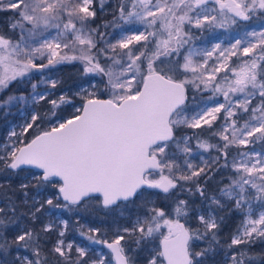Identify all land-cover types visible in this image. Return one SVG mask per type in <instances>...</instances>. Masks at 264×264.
I'll return each mask as SVG.
<instances>
[{
  "label": "snow or ice",
  "instance_id": "snow-or-ice-1",
  "mask_svg": "<svg viewBox=\"0 0 264 264\" xmlns=\"http://www.w3.org/2000/svg\"><path fill=\"white\" fill-rule=\"evenodd\" d=\"M0 12V112L24 118L0 142V264H49L48 251L57 264H264V28L194 44L264 21V0H0ZM65 65L78 66L72 85ZM14 83L31 91L3 95ZM101 210L130 212L110 240L80 224ZM225 210L241 215L227 236ZM65 213L108 253L66 242Z\"/></svg>",
  "mask_w": 264,
  "mask_h": 264
},
{
  "label": "trees",
  "instance_id": "trees-1",
  "mask_svg": "<svg viewBox=\"0 0 264 264\" xmlns=\"http://www.w3.org/2000/svg\"><path fill=\"white\" fill-rule=\"evenodd\" d=\"M1 14L3 16H5V15L9 16V18L11 17V12H6V13L3 12ZM110 18H111L110 15H102L100 19L101 20H106V19H110ZM8 20L9 19H7V20L3 19L4 23L0 27L4 26L8 22ZM99 22L100 21L98 20L97 23H99ZM251 25H254L257 28L258 27L261 28L262 26H264V21H260L259 18H254L252 21L242 22L240 25L233 26L231 29H228V31L241 32L243 34L244 33L243 30L245 31ZM107 31L111 32L112 30L108 29ZM207 32L208 31H206L204 33L197 32L196 35L200 34V36L204 38L205 36H207ZM106 38L111 39L110 36L106 37ZM232 61H233V64L239 63V60H238L237 57H233ZM77 67L78 66H73V65L60 66V69H59V72L57 73V75L62 80L65 81L66 85H72L75 82H77L78 79H79V72L77 70ZM220 75H223V73H221ZM37 79H39V78L37 77ZM45 87L46 86L43 85V84L39 85V88L43 89ZM20 91L29 92V91H31V88H30V86L25 87L23 85H19V84H15L14 83L13 85L10 86V88L8 90H6V92L3 95H7V94H10V93H13V92H20ZM191 93H192L191 86H189V96H190V98H191ZM57 94H58V92H57ZM208 94L209 93H207V92L204 93L205 96L208 95ZM50 98H55V96L50 97ZM197 98L199 99V94H197ZM78 102L79 101L77 100L76 104ZM40 107H41V111H46L47 108L50 107V106L42 103V105ZM73 112H74V108L65 106V110L63 112V115L65 117H69ZM18 118H19V112L17 111V109L15 107L11 109L9 115L6 118L4 117L3 112H0V142H3L6 139V137L8 135V132H9L10 124L15 122ZM220 122L221 121H217V124H219ZM185 132H188L189 134H191L192 130L181 129L178 134H183ZM196 132L198 134L203 135V136H208L209 135V130L207 128H205L202 131L201 130H196ZM213 142H215V139L213 140ZM3 182H4V177L0 176V183H3ZM125 213L128 216H124V215L121 216L119 213H114L112 215L111 214H105V212L103 210H101V211L93 212L91 215L86 216V217L89 220L91 225L97 226L98 228L101 229L102 232L107 233V235L104 236L105 238L112 239V233H113V229H114L116 223L124 225V224H126L128 222V217L130 215V212L129 211H125ZM64 215L66 217H68V219L71 222L70 223V229L71 228L74 229L72 221H74L75 216H73L72 214H69V213H65ZM240 220H241V216H238L236 213H233L231 215H229L227 213L226 222H227L228 227H229V231H228L227 235L231 234V232L240 223ZM73 233H74L73 231L68 233L67 236H66V240H69L73 236ZM55 239H56V233L53 232L51 234L50 239L47 241L46 251L51 249L52 244L54 243ZM133 247H134V245H133ZM253 251L257 252V253L264 252V244L257 242V244L253 247ZM48 255H49V264H57L56 257L50 251H48ZM73 255H75V251L74 250H73Z\"/></svg>",
  "mask_w": 264,
  "mask_h": 264
},
{
  "label": "rangeland",
  "instance_id": "rangeland-1",
  "mask_svg": "<svg viewBox=\"0 0 264 264\" xmlns=\"http://www.w3.org/2000/svg\"><path fill=\"white\" fill-rule=\"evenodd\" d=\"M115 2H116V0H108V5H111L114 7ZM109 11H110V9H109ZM1 13H3V12H0V26L3 25V23H4L3 19H6V20L9 19V16H7V15L3 16ZM4 13H6V12H4ZM262 28H264V26H262L261 28H259V27L257 28L254 25H251L245 31H253V30L260 31ZM245 31L243 30V32H245ZM196 34H197V32L195 33V35ZM241 35H243L241 32H232V31H228V30H224V29H215L214 31H208L207 36H205L204 38L201 37L200 34L196 35L198 37V39H196L194 41V44L197 47H210L211 44L220 42V43H222V46L227 47L231 42H234L232 39L233 37H239ZM39 89L42 90V88H39ZM220 100L222 101L223 97H220ZM77 106H79V102L77 103ZM23 119L24 118L19 113V118L15 122L10 124L9 131L11 130L12 127H15V126L23 123ZM17 131H19V128H17ZM114 213H119V212H113V213H111V215ZM124 216H128V215L126 213H124ZM61 219L69 220L68 217H66L64 214L61 216ZM76 219L77 218L75 217L74 221H72L74 229H72V228L70 229V223L71 222L69 220V231L66 233V236L68 233H70L72 231L74 233H73V236L69 240H66V236H65L66 242H74L76 244H87V245H89L90 256H92L94 258L97 256V254H99L101 252L104 254H107L108 249L104 245L91 244L89 241H87V239L85 237L80 236V234H79L80 228H79V225L76 224ZM80 224H83L86 226L85 231L87 230V227H97V226L91 225L89 220L87 219V217H84L83 219H81ZM101 238L108 239L105 237H101ZM91 249H94L95 251H91Z\"/></svg>",
  "mask_w": 264,
  "mask_h": 264
},
{
  "label": "flooded vegetation",
  "instance_id": "flooded-vegetation-1",
  "mask_svg": "<svg viewBox=\"0 0 264 264\" xmlns=\"http://www.w3.org/2000/svg\"><path fill=\"white\" fill-rule=\"evenodd\" d=\"M228 175H229V173H227V172H225L224 174H223V176H224V183H227V177H228ZM221 179V176L220 175H217L216 177H215V180L212 182V188L213 189H215L216 187H218L219 185H217V181H219ZM227 210H225V212H222L221 213V215H227ZM238 216H241L239 213H236ZM193 224H195V222H193ZM228 231H229V227H228V224H227V222H226V220H225V228H224V232H223V235H227L228 234Z\"/></svg>",
  "mask_w": 264,
  "mask_h": 264
},
{
  "label": "water",
  "instance_id": "water-1",
  "mask_svg": "<svg viewBox=\"0 0 264 264\" xmlns=\"http://www.w3.org/2000/svg\"><path fill=\"white\" fill-rule=\"evenodd\" d=\"M106 98V97H105Z\"/></svg>",
  "mask_w": 264,
  "mask_h": 264
}]
</instances>
